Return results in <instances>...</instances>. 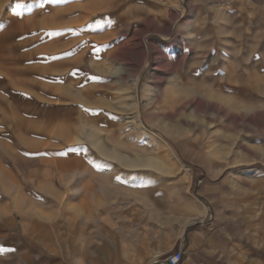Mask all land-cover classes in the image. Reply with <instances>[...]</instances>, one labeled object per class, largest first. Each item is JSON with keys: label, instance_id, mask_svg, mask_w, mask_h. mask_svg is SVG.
Segmentation results:
<instances>
[{"label": "rangeland", "instance_id": "1", "mask_svg": "<svg viewBox=\"0 0 264 264\" xmlns=\"http://www.w3.org/2000/svg\"><path fill=\"white\" fill-rule=\"evenodd\" d=\"M195 4L0 0V264H47L69 234L110 228L166 254L207 222L192 211L206 185L264 176L261 11ZM153 207L163 227L146 232Z\"/></svg>", "mask_w": 264, "mask_h": 264}, {"label": "crops", "instance_id": "2", "mask_svg": "<svg viewBox=\"0 0 264 264\" xmlns=\"http://www.w3.org/2000/svg\"><path fill=\"white\" fill-rule=\"evenodd\" d=\"M190 1L196 2L197 9L214 0ZM244 1L261 11L264 28V0ZM204 195L206 206L202 211L199 208L192 211L197 215L202 213L204 217L201 218H206L207 223L186 229L168 253L181 248L184 252L182 264H234L243 261L244 253L249 250L254 254V263L261 264L264 254V176L237 192L231 189L230 183L206 185ZM146 211L149 218L143 230H161L160 211L154 207ZM193 220H188V224ZM186 222L183 228L188 225L184 226ZM87 234H69L64 246L47 264H152L168 254H160L152 243L144 245L138 231L119 233L110 228Z\"/></svg>", "mask_w": 264, "mask_h": 264}, {"label": "bare ground", "instance_id": "3", "mask_svg": "<svg viewBox=\"0 0 264 264\" xmlns=\"http://www.w3.org/2000/svg\"><path fill=\"white\" fill-rule=\"evenodd\" d=\"M98 28L100 27V26H97ZM137 86H138V82H137V80L134 82V89L136 90V88H137ZM135 92V91H134ZM122 97V96H121ZM134 97H135V95H134ZM131 98V97H130ZM123 99H125L124 97H123ZM129 99V98H128ZM120 100V99H119ZM132 100V99H131ZM129 124V123H128ZM139 129L140 130H144V128H143V126L141 125L140 127H139ZM138 129V130H139ZM147 132V131H146ZM146 135V134H145ZM145 137V136H144ZM149 137V136H148ZM147 138V137H146ZM145 138V139H146ZM153 138V137H152ZM149 139V138H148ZM150 140H152V139H150ZM147 141V140H146ZM153 141H154V139H153ZM152 141V142H153ZM94 143L96 142V141H93ZM158 142V141H157ZM160 142V141H159ZM158 142V144H159V146H160V144L161 143H159ZM152 144V143H151ZM156 144V143H155ZM101 146H99V149H100V151L101 152H110V154L112 155V157H113V159L114 160H116V161H118L119 163H121V164H128V166H131V167H143L144 165L146 166V167H152V168H156V169H159L161 166L159 165V163L158 162H156V161H154L152 158H150V157H133V158H128V157H126V156H124V155H122V153L117 149V148H112V149H110L108 146H106L105 144H100ZM154 146V145H153ZM156 146H157V144H156ZM158 146V147H159ZM154 148V147H153ZM98 149V148H97ZM159 149V148H158ZM157 149V150H158ZM161 152H163L162 151V145H161ZM159 149V150H160ZM163 149H164V147H163ZM156 150V151H157ZM170 151V150H169ZM157 152H159V151H157ZM159 153V154H162V153ZM165 152V151H164ZM163 152V153H164ZM167 153V152H166ZM168 156V155H167ZM159 160V159H158ZM127 166V165H126ZM128 170H129V168H128ZM189 170V169H188ZM186 177V176H185ZM184 178V177H183ZM187 178V177H186ZM184 180H185V178H184ZM181 182V181H180ZM190 221H188V222H186L185 223V225H187L188 223H189ZM184 225V226H185Z\"/></svg>", "mask_w": 264, "mask_h": 264}, {"label": "built area", "instance_id": "4", "mask_svg": "<svg viewBox=\"0 0 264 264\" xmlns=\"http://www.w3.org/2000/svg\"><path fill=\"white\" fill-rule=\"evenodd\" d=\"M201 224H206L207 222L202 219L200 220ZM184 261V252L180 248L178 250H174L163 257L158 258L153 261L152 264H182Z\"/></svg>", "mask_w": 264, "mask_h": 264}, {"label": "snow or ice", "instance_id": "5", "mask_svg": "<svg viewBox=\"0 0 264 264\" xmlns=\"http://www.w3.org/2000/svg\"><path fill=\"white\" fill-rule=\"evenodd\" d=\"M53 2H60V0H53ZM17 7H20V6L17 5ZM93 79H95V77H93ZM73 151H75V149H73Z\"/></svg>", "mask_w": 264, "mask_h": 264}]
</instances>
